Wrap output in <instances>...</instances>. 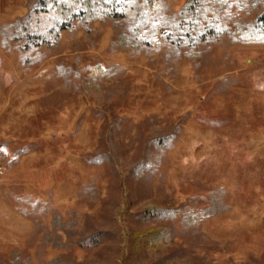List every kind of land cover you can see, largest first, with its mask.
<instances>
[{
  "label": "rangeland",
  "instance_id": "rangeland-1",
  "mask_svg": "<svg viewBox=\"0 0 264 264\" xmlns=\"http://www.w3.org/2000/svg\"><path fill=\"white\" fill-rule=\"evenodd\" d=\"M165 1L175 13L185 0ZM25 12V0H0V25ZM89 28L62 32L30 67L0 48V264L13 250L29 264L59 256L75 264H151V253L132 248V233L154 225L167 232L163 247L180 262L264 264V43L221 36L197 48L194 66L186 58L165 62L160 39L137 56L111 53L112 21ZM75 63L112 67L105 86L122 94L103 103L62 88L56 65ZM153 125L174 127V138L160 165L135 178L130 166L152 149ZM100 151L112 160L94 161ZM217 193L228 209L195 231L180 214L148 224L141 217L153 202L200 211ZM56 216L76 228L54 229ZM92 230L109 236L91 242ZM47 232L65 247L44 245Z\"/></svg>",
  "mask_w": 264,
  "mask_h": 264
},
{
  "label": "trees",
  "instance_id": "trees-1",
  "mask_svg": "<svg viewBox=\"0 0 264 264\" xmlns=\"http://www.w3.org/2000/svg\"><path fill=\"white\" fill-rule=\"evenodd\" d=\"M25 8V14L0 25V48L15 50L24 67L40 63L44 58L43 50L55 45L62 32L77 24L89 32L91 23L103 19L112 21L115 33L108 44L111 53L122 51L137 56L160 39L164 44L165 62L169 63L186 58L197 65L201 56L197 48L221 36L233 43H264V0H185L175 13L170 12L165 0H25ZM113 71L112 67L100 64L56 65L62 88L103 103L115 100L123 92L115 84L105 86ZM150 130L152 149L134 159L130 166L135 178L160 165L164 148L169 147L174 138V127L153 125ZM103 157L112 160L109 154L101 151L93 160L100 162ZM117 159L122 162L121 158ZM220 197V193L210 195L208 206L200 211H192L185 205L179 209L166 208L153 202L141 217L148 224L150 218L159 222L180 214L184 226L195 231L202 219L228 209ZM86 218L88 223L92 222L89 216ZM52 226L65 233L76 228V223L62 222L56 216ZM106 232L92 230L88 240L105 241L109 236ZM167 239L165 230L157 225L148 226L132 233V248L135 252L142 249L151 253V264H191L180 262L175 252L163 247ZM42 243L50 244L53 249L65 247V242L55 232L45 233ZM5 264H29V260L19 250H13ZM42 264L75 263L69 256H59Z\"/></svg>",
  "mask_w": 264,
  "mask_h": 264
}]
</instances>
